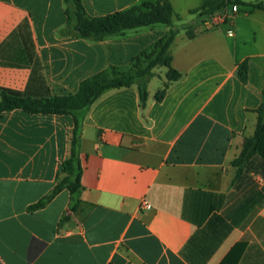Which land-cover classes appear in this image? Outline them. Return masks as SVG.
Here are the masks:
<instances>
[{
    "label": "crops",
    "instance_id": "1",
    "mask_svg": "<svg viewBox=\"0 0 264 264\" xmlns=\"http://www.w3.org/2000/svg\"><path fill=\"white\" fill-rule=\"evenodd\" d=\"M81 1L89 16L103 17L143 0ZM170 1L172 24L94 41L62 34L64 0H0V88L75 94L111 67L131 72L137 57L172 34V67L182 74L159 100L169 69L155 67L144 107L135 84L91 105L81 135L84 191L67 220V189L43 208L29 207L53 191L73 117L0 113V264H191L183 249L218 216L232 229L205 264H220L237 244L236 264H264V197L254 212L246 205L249 193H264V158L253 156L239 178L232 164L254 136L263 102L264 11L232 5L204 15L207 0ZM158 73L165 79L152 88ZM143 199L151 208L141 209ZM218 228L216 219L213 235Z\"/></svg>",
    "mask_w": 264,
    "mask_h": 264
},
{
    "label": "trees",
    "instance_id": "2",
    "mask_svg": "<svg viewBox=\"0 0 264 264\" xmlns=\"http://www.w3.org/2000/svg\"><path fill=\"white\" fill-rule=\"evenodd\" d=\"M66 6L67 23L62 30L63 35H73L79 38L94 41L103 40L109 35L122 33L127 29L156 24H172L174 8L170 0H158L156 3L141 1L140 3L124 10L103 17H91L85 11L81 0H64ZM229 5L249 7L252 10L264 11V0L245 2L242 0H207L203 3L202 14H214ZM175 34L165 41H160L150 53H143L132 64L131 72L125 73L117 67L101 71L92 77L83 80L75 94L64 96L31 97L20 92L0 88V113L15 109H22L32 114H57L71 115L74 127L69 133V151L67 158L62 162L57 175L53 191L39 202L31 205L29 210L45 207L54 196L67 189L70 195L68 213L63 220L70 217V213L78 210L81 195L84 191L81 178L83 173L80 158L81 135L83 122L91 105L106 92L137 85L141 105L144 107L148 99V82L154 76L153 69L165 66L169 69L168 82L165 83L158 99L161 100L171 82L177 81L182 74L172 67V56L169 49L174 42ZM147 63L145 68L141 65ZM239 77L243 82L247 80V63L239 66ZM263 102L256 110L257 126L255 134L245 140L240 156L232 164L237 167L239 178L253 156L260 155L264 158V87L262 90ZM219 222V236L212 232V227ZM232 227L224 218L215 217L207 226L197 230L191 237L182 253L191 264H205L219 244L229 234ZM208 245V241L212 240ZM243 245L237 244L232 248L227 257L220 264H236L242 252Z\"/></svg>",
    "mask_w": 264,
    "mask_h": 264
},
{
    "label": "rangeland",
    "instance_id": "3",
    "mask_svg": "<svg viewBox=\"0 0 264 264\" xmlns=\"http://www.w3.org/2000/svg\"><path fill=\"white\" fill-rule=\"evenodd\" d=\"M228 7H232V5H229ZM198 21L200 22L201 18L200 17H197ZM189 25L193 26V23L192 22H188ZM147 66V63H144L141 65V68H145ZM159 69L163 70L164 71V68L163 67H160ZM161 78L162 79H165V76L164 74H159L156 75V77L153 79V83H152V88H154L156 85L159 84V82L161 81ZM247 209L250 211V212H254L258 209L259 205L261 204L262 202V199L264 197V193H262L260 190H255L254 192L252 193H249L247 196Z\"/></svg>",
    "mask_w": 264,
    "mask_h": 264
},
{
    "label": "built area",
    "instance_id": "4",
    "mask_svg": "<svg viewBox=\"0 0 264 264\" xmlns=\"http://www.w3.org/2000/svg\"><path fill=\"white\" fill-rule=\"evenodd\" d=\"M233 11H237L238 10V7L237 5H233L232 7ZM227 13L226 11H224L219 17H218V21H224L225 19H227ZM141 209H149L151 208V205L150 203L146 200V199H143L142 202H141Z\"/></svg>",
    "mask_w": 264,
    "mask_h": 264
}]
</instances>
